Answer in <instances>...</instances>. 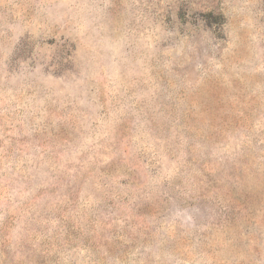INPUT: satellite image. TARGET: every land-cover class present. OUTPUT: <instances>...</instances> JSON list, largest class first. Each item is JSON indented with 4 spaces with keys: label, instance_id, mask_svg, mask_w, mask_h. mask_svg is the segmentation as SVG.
Listing matches in <instances>:
<instances>
[{
    "label": "rangeland",
    "instance_id": "1",
    "mask_svg": "<svg viewBox=\"0 0 264 264\" xmlns=\"http://www.w3.org/2000/svg\"><path fill=\"white\" fill-rule=\"evenodd\" d=\"M0 264H264V0H0Z\"/></svg>",
    "mask_w": 264,
    "mask_h": 264
}]
</instances>
